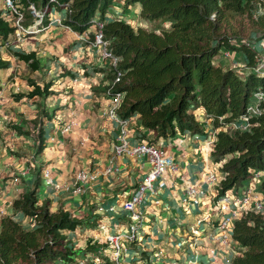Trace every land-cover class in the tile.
<instances>
[{"label": "crops", "instance_id": "obj_1", "mask_svg": "<svg viewBox=\"0 0 264 264\" xmlns=\"http://www.w3.org/2000/svg\"><path fill=\"white\" fill-rule=\"evenodd\" d=\"M113 6L107 15L115 12ZM48 11L37 31L19 36L13 31L0 46L7 61L0 68V216L10 214L31 227L32 218L13 209L11 200L36 184L38 204L62 208L78 220L65 232L75 260L111 263L114 245L107 235L117 234L119 264H229L237 244L229 233L223 242L216 235L223 213L215 200L218 164L210 159L211 143L206 142L214 135L210 119L197 113L204 118L199 123L205 136L184 131L156 137L140 125L137 113L110 114L104 89L111 77L100 48L87 37L93 27L84 34L74 31L63 25L64 7L50 5ZM15 51H33L37 68L30 69ZM27 78L39 85L49 82L51 92L15 97L31 88ZM122 140L126 149L153 141L174 164L153 181L154 192L143 193L137 203L141 219L132 241L125 237L130 219L121 204L151 163L145 154L117 151ZM43 170L52 183L45 181ZM79 170L93 176L73 192ZM210 172L214 181L206 179ZM191 186L194 191L188 193Z\"/></svg>", "mask_w": 264, "mask_h": 264}, {"label": "trees", "instance_id": "obj_2", "mask_svg": "<svg viewBox=\"0 0 264 264\" xmlns=\"http://www.w3.org/2000/svg\"><path fill=\"white\" fill-rule=\"evenodd\" d=\"M21 12V24L34 19L35 9L66 3L63 23L82 32L101 21L102 39L116 56L122 74L114 84L121 97L116 114L125 118L138 114L140 125L156 137L188 131L205 136L197 120L200 112L215 128L209 156L217 163L215 200L228 190L245 187L253 171L264 170V100L257 115L249 117L245 129L225 130L223 126L239 119L252 91L264 90V74L253 72L255 51L235 38L243 26L237 17L249 20L255 39L264 34V0H12ZM119 3L117 13L110 8ZM260 10L262 12H260ZM141 21L166 22L159 31L131 23L127 13ZM110 13V12H109ZM10 12L0 9V46L12 34ZM14 15V13H13ZM87 33V32H86ZM250 33V32H249ZM92 39L93 32H88ZM222 50L237 52L245 64L240 67L219 62ZM30 69H36L33 51H15ZM7 65L1 56L0 68ZM112 77L111 71H109ZM31 88L15 97L49 93V82L39 85L27 78ZM220 116V121L217 117ZM40 133V131H39ZM40 136V134H39ZM258 191L264 189V175ZM36 184L11 200L13 209L32 218L31 227L23 226L10 214L0 216V264H82L75 260L67 244L66 231L78 223L67 210H50L38 204ZM237 244L229 264H264V212L244 210L233 219L229 234ZM107 262H109L107 260Z\"/></svg>", "mask_w": 264, "mask_h": 264}, {"label": "built area", "instance_id": "obj_3", "mask_svg": "<svg viewBox=\"0 0 264 264\" xmlns=\"http://www.w3.org/2000/svg\"><path fill=\"white\" fill-rule=\"evenodd\" d=\"M3 5L8 9L10 13H14L13 24L14 30L16 34L19 33H29L37 30L38 28L34 25L32 26H23L20 23L21 13L16 9L13 2L11 0H2ZM60 4V3H58ZM62 5L68 11V7L66 3H62ZM29 7L34 11L33 6L30 4ZM47 6L45 5L42 9L38 11H34V15L37 17L35 20V25L41 23L44 12L46 11ZM58 21V18H57ZM95 24V29L93 32V37L91 39L92 43L100 48V56L107 60L108 69H110L112 73V79L104 89V92L110 97V104L108 111L110 114H114L115 110L118 106L121 93L114 89V84L119 80L122 72L117 67V58L113 55L106 47V41L102 39V34L100 31L101 21L97 20L96 17L92 19ZM84 34V32H83ZM236 43H241L244 41L246 45H249L255 51V62L250 69L259 74H264V34L258 38L254 39V36H250L248 38H235ZM228 51V50H227ZM229 52V51H228ZM244 64V60L242 62ZM245 65V64H244ZM245 67V66H244ZM242 70V68H240ZM264 100V90L256 89L252 91L250 95V100L245 106L244 112L239 115L238 120L229 121L224 126L223 129L231 130V129H245L248 126L249 117L252 115H257L260 113L261 109L259 107V102ZM0 104H1V95H0ZM121 118V117H119ZM218 121H220V116L217 117ZM121 120V119H120ZM68 125L64 126V129H67ZM215 129L213 128L212 134ZM212 139L207 140V143H211ZM115 149L120 151L122 149L125 152L134 153L137 155H147L148 159L151 163V166L148 171L137 181L135 187L130 191V194L121 204L122 209H124L128 213V218L130 222L128 224V232L126 234V238L129 241L135 239V232L137 226L140 224L141 213L137 209L136 205L140 202L143 193L154 192L153 181L159 177L164 170L167 168L173 169L174 164L171 157L166 154L161 147L155 146L153 143H148L145 141H141L136 143L133 147L125 148L123 140L122 142L115 145ZM262 173L261 171H253L252 177L249 180L248 187L244 189L238 195L232 194L229 195L225 192L222 196L219 197L216 203V209L223 213L220 219L217 222L216 227L219 229L217 233L218 238L223 242L225 240L227 232L230 230L231 222L234 218L238 217L242 210L244 209H253L255 211L261 210L263 207V201L261 196H257L253 189L251 188V183L258 180L257 175ZM43 176L47 183H52V180L47 175V170H43ZM92 174H87L83 170H79L75 174L72 191L78 192L83 189L82 182L86 177L92 178ZM259 177V176H258ZM207 180L214 181V174L209 173L206 176ZM162 181L158 183L161 185ZM57 185V184H55ZM194 191V187L187 188V192L191 193ZM231 204V208H230ZM225 213V214H224ZM192 233H196V228H191ZM108 241L113 243L114 247L111 252V263L109 264H119V255L121 244L118 241L117 234H109L107 235ZM180 244V242H177ZM212 256H214L213 249H210ZM79 263L85 264V258H80Z\"/></svg>", "mask_w": 264, "mask_h": 264}, {"label": "rangeland", "instance_id": "obj_4", "mask_svg": "<svg viewBox=\"0 0 264 264\" xmlns=\"http://www.w3.org/2000/svg\"><path fill=\"white\" fill-rule=\"evenodd\" d=\"M118 4L119 3H116L113 6V8L115 9V13H117V10H119V5ZM0 9L2 11H4V12H8V9L5 6L1 5ZM260 12H262V11L260 10ZM134 14L135 13H130V17L134 18V19L130 18L131 23L138 22V23H140L139 25H141V26H143V27H145L147 29H154L155 31H159L160 27L164 26L166 24V22H163V21H161L159 19H155V20H151V21H141L140 19H138V16L136 14L135 15ZM233 22H234L235 25H237V23L240 22L242 24V26H243L242 30H240L239 34H238L240 37L248 38L250 36H255L257 34V32H256L255 35H253V33L250 30L253 29L252 26H254L255 28L258 27V26L256 24H253L251 26L249 20H246L244 17H241V18L237 17L236 20L233 21ZM219 62L223 63V64H231V65H234V66H238V67L242 68L243 71L246 70L245 67H244L245 65L242 64L243 59H242L241 55H239L238 53H234V52H231V51L228 52L227 50H222V53L219 56ZM202 119H204L203 116L197 115V120L198 121L202 120ZM263 175H264V172L259 173L256 178H262ZM256 184L258 185V182L251 183V188L254 189L253 191H255V194L257 196H261V199L263 201V207L261 208V210H262V212H264V189L261 190L262 191L261 194L257 193L258 192V190H257L258 188H257ZM228 194L232 195L230 191H228ZM120 250H121V248H120ZM86 260L87 259H85V261ZM98 261H99V259H98ZM85 264H86V262H85Z\"/></svg>", "mask_w": 264, "mask_h": 264}, {"label": "clouds", "instance_id": "obj_5", "mask_svg": "<svg viewBox=\"0 0 264 264\" xmlns=\"http://www.w3.org/2000/svg\"><path fill=\"white\" fill-rule=\"evenodd\" d=\"M12 1V0H11ZM0 2H1V4H2V6H4L3 5V3H2V0H0ZM58 4V3H57ZM30 5V4H29ZM29 5H28V7H29ZM32 5V4H31ZM1 6V5H0ZM33 6V5H32ZM45 6V5H44ZM43 6V7H44ZM46 6H47V8H46V11L44 12V14H43V17H42V20H41V23H39V24H36L35 25V20L37 19V17L34 15V11H38V10H40V9H35L34 7H33V9H34V11L32 10V12H33V15H34V19H33V22L31 23V24H28V25H26V26H32V25H34L35 27H37L38 29H39V27H42V25H43V20L46 18V14L49 12L48 10H49V6L46 4ZM59 6H62V7H64L63 5H62V3H60L59 4ZM42 7V8H43ZM41 8V9H42ZM64 9H65V12L67 13V11H66V8L64 7ZM9 12V11H8ZM20 12V11H19ZM21 13V12H20ZM12 14V13H11ZM13 18H14V15L12 14V15H10V16H8V19H9V21L13 24ZM21 18H22V14H21ZM21 21V20H20ZM58 22H60V20L58 19ZM21 23V22H20ZM63 24V23H62ZM14 25V24H13ZM63 25H65L66 26V24H63ZM24 26V25H23ZM68 26V25H67ZM37 29V30H38ZM37 30H35V31H37ZM13 31H15V30H13ZM35 31H33V32H35ZM75 31V30H74ZM82 32H85V31H82ZM94 32V31H93ZM29 33H31V32H29ZM15 34H16V31H15ZM20 34H27V33H24V32H22V33H19L17 36H19ZM88 37V36H87ZM109 71H110V69H109ZM111 79H112V77H111ZM118 91V90H117ZM120 92V91H119ZM121 97V96H120ZM120 101V100H119ZM116 111V110H115ZM212 128H214L213 126H212ZM215 129V128H214ZM214 134V133H213ZM141 142V141H140ZM145 142H147V141H145ZM148 143H153V141L152 142H148ZM154 144V143H153ZM155 146H158V145H156V144H154ZM172 159V158H171ZM258 171H261V172H264V170L262 171V170H258ZM259 181V178H258V180L257 181H255V182H258ZM248 184H249V180H248V183L245 185L246 187H245V189L248 187ZM257 185V184H256ZM258 188V187H257ZM244 189H242V190H240V192H235V193H233V191L232 190H228V191H230L231 192V194H239V193H241L242 191H243ZM254 190V189H253ZM228 191H227V193H228ZM254 193H255V191H253ZM258 192H262V191H258ZM219 198H217L216 199V203H217V200H218ZM248 209V208H247ZM244 210H246V209H244ZM244 210H242L241 211V213L244 211ZM219 211V210H218ZM259 211H262V210H259ZM240 213V214H241ZM239 214V215H240ZM237 218V217H236ZM220 219V218H219ZM218 219V220H219ZM235 219V218H234ZM218 220H217V222H218ZM233 221V220H232ZM217 222H216V225H217ZM231 225H232V222H231ZM230 229H231V227H230ZM218 232H219V229H218ZM230 232V230L227 232V234ZM227 234H226V237H227ZM217 235V234H216ZM218 236V235H217ZM226 237H225V239H226ZM225 241V240H224Z\"/></svg>", "mask_w": 264, "mask_h": 264}]
</instances>
